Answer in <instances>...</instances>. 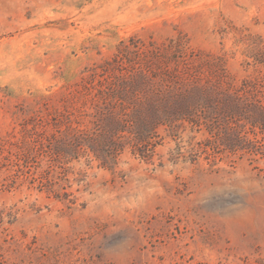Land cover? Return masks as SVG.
Segmentation results:
<instances>
[{"label":"rangeland","instance_id":"1","mask_svg":"<svg viewBox=\"0 0 264 264\" xmlns=\"http://www.w3.org/2000/svg\"><path fill=\"white\" fill-rule=\"evenodd\" d=\"M130 38H182L240 83L264 0H0V264H264L263 133L257 154L198 156L203 131L161 127L152 157L113 166L51 148L56 113Z\"/></svg>","mask_w":264,"mask_h":264},{"label":"trees","instance_id":"2","mask_svg":"<svg viewBox=\"0 0 264 264\" xmlns=\"http://www.w3.org/2000/svg\"><path fill=\"white\" fill-rule=\"evenodd\" d=\"M249 57L256 73L238 83L223 57L182 38H130L83 78L56 113L51 148L113 166L129 149L152 157L161 127L175 139L191 126L205 134L197 147L190 143L198 156L211 155L210 148L257 154L261 147L250 134H264V44L254 45ZM182 153L179 147L175 157Z\"/></svg>","mask_w":264,"mask_h":264}]
</instances>
